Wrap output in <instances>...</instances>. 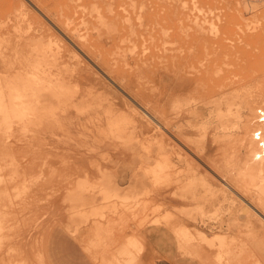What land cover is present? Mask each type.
I'll return each mask as SVG.
<instances>
[{
	"label": "rangeland",
	"instance_id": "obj_1",
	"mask_svg": "<svg viewBox=\"0 0 264 264\" xmlns=\"http://www.w3.org/2000/svg\"><path fill=\"white\" fill-rule=\"evenodd\" d=\"M13 1L0 0V38L5 37L6 46L35 39L37 50L34 61H17L14 55H7L15 52L12 47L0 48V119L7 116L9 120L0 124V213L5 216L1 215L4 221L0 224L4 228H0V264H118L117 259L124 264H206L187 252L176 233L182 225H192L178 213L180 206L190 204L180 199L183 191L179 193L178 188L185 185L186 176L179 172L184 170L186 174L193 162V167L200 165L199 172L207 174L205 179L216 186L215 200L208 204L213 211L211 219L209 214L207 217L211 224L200 227L209 234H222L228 242L225 248L202 245L205 251L212 257L223 256L224 261L216 264H264V156L260 146L264 144V123L259 115L264 109V0ZM4 21L10 26L17 22L20 29H8ZM64 24L70 28L69 34L64 32ZM38 26H44V30ZM58 45L68 48L67 63L80 79H95L97 87L102 80L129 99L111 81L124 79L141 97L160 101L157 116L165 131L149 120L154 123L152 131L149 128L138 135L139 140H133L141 146L135 143V150L124 149L125 139H117L112 133L129 126L128 110L127 116L118 112L108 120L103 109L106 101L96 97L74 112L85 116L83 124L75 127L80 131L73 129L79 134L84 128L82 137L76 133L78 137H71L73 140L69 137L61 141L56 128L37 124L26 127L19 115L22 107L13 105L12 100H37L36 91L28 90V85L49 78L44 72L54 69L49 54ZM32 67L39 69V81L28 80L34 77ZM179 76L182 81H177ZM12 86L21 92L17 98L10 95ZM231 93L237 109H220L213 103ZM189 100L197 101L188 105ZM166 102L167 108L163 106ZM177 103L181 109L174 107ZM257 108L262 109L255 111ZM222 114L227 116L222 119L225 122L220 119ZM163 133L170 142L160 137ZM158 146L162 149L159 152ZM204 147L205 152L201 151ZM136 169L148 176L145 191L137 201L119 202L115 211L113 205L105 206L100 211L103 216L92 215L91 211L85 219L79 216L91 208L86 202L91 182L98 184L110 178L128 189V178ZM87 178L91 180L89 186L78 191L77 180ZM75 230L79 231L75 234ZM132 235L143 238L140 250L136 257L121 255V246ZM92 240L94 247L87 244ZM72 243L75 253L69 261L68 246ZM190 243L201 245L195 236Z\"/></svg>",
	"mask_w": 264,
	"mask_h": 264
},
{
	"label": "bare ground",
	"instance_id": "obj_2",
	"mask_svg": "<svg viewBox=\"0 0 264 264\" xmlns=\"http://www.w3.org/2000/svg\"><path fill=\"white\" fill-rule=\"evenodd\" d=\"M13 1V0H12ZM2 2V1H1ZM14 2V1H13ZM25 2V1H24ZM29 2V1H28ZM37 2V1H36ZM40 2V0H39ZM165 2V1H164ZM177 2V1H175ZM161 3V2H160ZM249 3V2H248ZM3 4V3H1ZM38 4V2H37ZM176 4V3H174ZM179 4V3H177ZM176 4V5H177ZM181 4V3H180ZM41 6V4H40ZM178 6V5H177ZM35 7V6H34ZM42 7V6H41ZM172 7V6H171ZM2 8V7H1ZM22 8V6L20 7ZM28 9V8H27ZM176 9V8H175ZM208 9V8H207ZM15 10V9H14ZM47 10V8H46ZM153 10V9H152ZM202 10V9H201ZM200 10V11H201ZM210 10V9H208ZM133 11H134V8H133ZM149 11V10H148ZM154 11V10H153ZM10 12V11H9ZM12 12V11H11ZM15 12V11H14ZM39 13V12H38ZM41 13V12H40ZM47 13L49 14V11L47 10ZM143 13V12H142ZM141 13V14H142ZM5 14V13H4ZM27 13H24V17L27 18L26 16ZM43 14V13H42ZM206 14V13H205ZM6 15V14H5ZM52 15V14H51ZM50 15V17H51ZM3 16V15H2ZM142 16V15H141ZM23 17V18H24ZM46 17V16H45ZM4 18V17H3ZM8 18V16H7ZM26 20V22L29 20ZM55 18V17H54ZM207 18V17H206ZM5 19V18H4ZM9 19V18H8ZM57 19V18H56ZM220 19V18H219ZM24 20V21H25ZM8 21V20H7ZM7 21H4V23L7 24ZM44 21V20H43ZM145 21V20H144ZM23 22V21H22ZM57 22V21H56ZM199 22V21H198ZM205 22V21H204ZM29 23V22H28ZM26 23V25L28 24ZM38 23V22H36ZM46 23V22H45ZM143 23V21H142ZM47 24V23H46ZM53 24V23H52ZM5 25V24H4ZM8 26V29H12L13 31L14 30H19L20 29V24L15 22L13 25L8 23L7 24ZM23 25V24H22ZM30 25V24H29ZM28 25V26H29ZM36 25V24H35ZM39 25V23H38ZM27 26V27H28ZM49 26V25H48ZM47 26V27H48ZM64 32H70V28L64 24ZM209 26V25H208ZM7 27H4L5 29H7ZM30 27V26H29ZM28 27V29H29ZM32 27V26H31ZM37 27V25H36ZM39 27V26H38ZM210 27V26H209ZM214 27V26H213ZM3 28V27H2ZM3 28V29H4ZM24 28V27H23ZM39 28H44L43 27H39ZM51 28V27H50ZM133 28V27H132ZM27 29V31H28ZM209 29V28H208ZM211 29V28H210ZM38 30V29H37ZM40 30V29H39ZM36 31L37 33L39 32ZM44 30V29H43ZM59 30V29H58ZM135 30V29H134ZM204 30V29H203ZM216 30V29H215ZM31 31V29H30ZM29 31V32H30ZM132 31V30H131ZM182 31V30H181ZM185 31V30H184ZM209 31V30H208ZM207 31V32H208ZM41 32V31H40ZM216 33V31H215ZM69 34V33H68ZM76 36V33L74 34ZM217 35V34H216ZM165 36V35H164ZM215 37V36H214ZM132 38V37H131ZM130 38V39H131ZM169 39V38H168ZM35 39H31L29 41V43L27 44H13L12 46H6V40H5V37H1L0 38V48L4 46V48H7V47H12L15 52L12 54L10 53H7L8 57H10L11 55H14L16 57V59H18L17 61H34V57H35V52L37 50V45H35V43L33 42ZM48 43V42H47ZM67 43V42H66ZM51 45V44H50ZM135 45V44H134ZM56 46V45H55ZM172 47V46H171ZM26 50V51H25ZM66 50H68L67 47L65 46H60L58 45V47L53 50L50 54H49V58L51 61H53V65H54V69L53 70H49L48 72L45 71L44 74L48 75L49 78L48 79H45L42 81L41 84H38L37 82H35L34 84H29L28 86V90H35L36 92L34 94H36V97H37V100L33 101V102H25L23 103V101L21 100L20 102H16V100H12V104L15 105L18 103V105H20L22 107V111L20 112L21 114V121L24 123V125L26 127H30L32 125H42L43 126H48V127H52V128H56L58 133V137L60 138V140L62 141L63 139H67L70 137H73V139L75 138L74 136L76 135L77 136V132L80 131L78 130L77 131V127L76 126H79L80 124H83L84 122V119H85V116L83 115H77V113H74L75 111H81L82 110V105L83 104H86L87 102L90 101V99L92 98H99L101 100H104L106 101L105 104H103V109L104 110V113H105V116L106 118L109 120L110 118H113V115H116L118 112H122V113H125L127 110V112H129L127 118L129 120V126L127 127H122L120 129H118L116 132H113L112 133V136L113 137H116L117 139H125V141L123 142V144L125 143V148L124 149H128V150H135V143L133 140L136 139L137 137L139 138V134L141 133H144L145 131L149 130L150 128V131H152V129L154 128V126L151 124L150 121H154L155 122V126L156 124L158 125V127L160 126L161 128V131H165L164 127H163V124L161 122V120L159 119V116H157V110H160L161 109V105L162 103L159 101V102H156L154 100H151L145 96H142L141 97V94L137 91V88H135V86H131L129 85V83H125V80H121L120 82H116V79L112 78L111 81H113V83L115 82L119 87L120 89L122 88V90L124 91V93L128 94L127 96H129L130 98V101H132L134 104H130V101L129 99L127 98H124L123 96H121L120 94H118L117 92L114 91V89L111 87V85L107 84L106 82L102 81V80H99V87L96 86V83H95V79H87L86 77L87 76H84V77H79L78 72L76 73L75 70H71L69 68V65L67 63V61H69L70 59L68 58V54L66 53ZM40 51V50H39ZM172 53V52H171ZM79 57V56H78ZM120 57V56H119ZM77 58V57H76ZM80 60V59H79ZM12 61V60H11ZM49 61V60H48ZM21 64L23 62H20ZM71 63V62H70ZM79 64V63H78ZM26 65H29V64H26ZM145 65V64H144ZM31 66V65H30ZM80 66V65H79ZM114 67V66H113ZM137 67V66H135ZM144 67V66H143ZM147 68V66H145ZM149 67V66H148ZM143 70V69H141ZM140 70V71H141ZM44 71V70H43ZM85 71V70H84ZM139 72V71H138ZM166 73H168L166 70H165ZM85 73V72H84ZM142 73V72H140ZM181 73V72H180ZM32 74H33V78H28V80H34V81H39L38 78H36L39 74H40V71L38 68H34L32 67ZM170 74V73H168ZM153 75V74H152ZM174 74H172L173 76ZM139 77V76H138ZM148 78V77H147ZM180 76L178 77L177 81L181 80ZM174 79V78H173ZM184 79V78H183ZM86 81V83H84ZM182 81V80H181ZM131 82V81H130ZM163 83H165V80H162ZM185 82V81H183ZM187 82V81H186ZM180 84V82H179ZM185 84V83H184ZM183 84V85H184ZM188 84V83H186ZM35 85V86H33ZM116 85V86H117ZM175 85V83H174ZM174 88H176V86H174ZM84 86V87H83ZM139 86V85H138ZM178 86V85H177ZM187 86V85H186ZM36 87V88H35ZM181 87V86H180ZM168 88V87H167ZM173 88V89H174ZM171 89V88H170ZM185 89V88H184ZM10 90H11V93L10 95L17 98L18 96L17 95H21L18 91V89H16L14 86L10 87ZM177 90V89H176ZM241 90V89H240ZM122 91V92H123ZM153 91V90H152ZM38 92V93H37ZM159 92V91H158ZM196 92V89L195 91H193L192 93H195ZM234 92V91H233ZM238 94V93H237ZM195 95V94H194ZM20 97V96H19ZM237 98V96H236ZM240 100V98H239ZM197 101V100H196ZM196 101H192V100H189V103H187L188 105H190L192 102H196ZM212 101V100H211ZM236 100H235V95H233L232 93L231 94H228V95H222L220 96L219 98H216V100L213 101V103H215V105L217 107H219L220 109H224V108H229L231 111H233L234 109H237V106L235 104ZM192 103V104H193ZM242 103V102H241ZM168 102H166L163 106H165V108H167ZM179 106H178V105ZM174 107H179L180 108V105L179 103H177ZM196 104V103H194ZM193 104V105H194ZM198 104V103H197ZM96 105V104H94ZM132 105V106H131ZM192 105V106H193ZM201 105V104H200ZM243 105V103H242ZM124 106V107H122ZM191 106V107H192ZM203 106V105H202ZM212 106V105H211ZM216 106H213V107H216ZM259 106V105H258ZM138 107L139 110L141 109L142 110V113L136 108ZM206 107V106H205ZM204 107V109H205ZM212 107V108H213ZM260 107V106H259ZM164 108V110H165ZM203 108V107H202ZM209 108V107H208ZM85 109V108H84ZM122 109H125V110H122ZM131 109V110H129ZM181 109V108H180ZM211 109V108H210ZM215 109V108H214ZM258 109H262V108H257V110L255 111H258ZM168 110V109H166ZM165 110V111H166ZM176 110V109H174ZM195 110V108H194ZM207 110V108H206ZM264 109H262L261 111L263 112ZM180 111V110H179ZM196 111V110H195ZM193 111V112H195ZM199 111L200 108H199ZM214 111V110H213ZM216 111V114H217V109H215ZM219 112L221 110H218ZM226 111V109H225ZM254 111V112H255ZM260 111V110H259ZM260 111V112H261ZM206 112V111H204ZM209 112V111H208ZM211 112V110H210ZM237 112V111H236ZM240 112V109L238 111V113ZM253 112V113H254ZM261 112V113H262ZM197 113V112H196ZM202 113V112H201ZM200 112L198 113L199 116L201 114ZM214 113V112H213ZM221 113V112H220ZM238 113H235V114H238ZM121 114V113H120ZM207 114V113H206ZM241 114V113H240ZM189 115V114H188ZM205 115V114H204ZM203 115V116H204ZM221 115V114H219ZM223 115V114H222ZM260 115V114H259ZM121 116V115H119ZM197 116V115H195ZM198 116V117H199ZM217 116V115H216ZM258 116V115H257ZM7 116H3L2 119H0V124H4V123H8V119L6 118ZM183 117V115H182ZM181 117V118H182ZM201 117V116H200ZM214 117V115L212 116ZM219 117V116H218ZM227 119V116L223 115L222 118L220 117V119ZM238 116L236 115V118ZM115 118V117H114ZM205 118V117H204ZM215 118V117H214ZM260 118V117H259ZM124 119V118H123ZM126 119V118H125ZM180 119V118H179ZM187 118H185L186 120ZM197 119L198 121V118L196 117L195 120ZM202 119V118H201ZM211 119V118H210ZM257 119V118H256ZM116 120V119H115ZM150 120V121H149ZM181 120V119H180ZM195 120H194V123H195ZM200 120V119H199ZM220 120V122H221ZM253 120V119H252ZM255 120V119H254ZM261 120V119H260ZM126 121V120H125ZM196 121V122H197ZM202 121V120H201ZM224 121V120H222ZM228 121L229 118H228ZM116 122V121H114ZM178 122V121H177ZM189 122V120H188ZM192 121H190L189 123H191ZM212 122V121H211ZM225 122V121H224ZM231 122V121H230ZM199 123V122H198ZM197 123V124H198ZM202 123V122H200ZM199 123V124H200ZM222 123V122H221ZM234 123V122H233ZM231 123V124H233ZM117 124V123H116ZM168 124V123H167ZM187 124V123H186ZM209 124V123H208ZM229 125V126H232V125ZM234 124H237V123H234ZM165 125H166V122H165ZM169 125V124H168ZM166 125V126H168ZM189 126L191 124H188ZM194 125V124H193ZM45 126V127H46ZM109 126V125H108ZM222 126H223V123H222ZM228 125L224 127H229ZM1 127V126H0ZM76 127V128H75ZM75 128L74 131H77V132H74L73 129ZM230 128V127H229ZM163 129V130H162ZM160 130V129H159ZM84 128H83V133H79L80 136L81 135H85L84 133ZM157 132H158V129H157ZM157 132H155L157 134ZM184 132V131H183ZM183 132L179 131L178 133L179 134H182ZM204 132V131H203ZM77 133V134H76ZM160 133V131L158 132ZM201 132H199L197 135L200 136ZM216 133V132H215ZM78 134V135H79ZM161 134V133H160ZM166 134V132H165ZM170 134V133H169ZM173 134V132L171 133ZM195 134V133H194ZM203 134V133H202ZM214 134V133H213ZM238 134V133H237ZM151 136L153 134H150ZM167 135V134H166ZM164 135V133L160 136L158 134V136H160L162 139H165L166 141L168 140L167 136ZM174 135H175V132H174ZM173 135V136H174ZM3 136V135H2ZM141 136V135H140ZM157 136V137H158ZM82 137V136H81ZM87 138L88 135L86 134ZM143 137V136H142ZM153 138L154 135L152 136ZM156 137V138H157ZM210 137V136H208ZM244 137V135H243ZM137 138V139H138ZM152 138V140H153ZM171 138V137H170ZM3 139V137H2ZM71 139V140H73ZM84 139V138H83ZM82 139V140H83ZM148 139V138H147ZM172 139V138H171ZM184 139V137H183ZM195 139V138H193ZM212 139V138H210ZM59 140V139H58ZM81 140V138L79 139ZM139 140V139H138ZM149 140V139H148ZM182 140V139H181ZM206 140V139H205ZM154 142H156V140L154 139L153 140ZM170 142V139L168 140ZM197 141V140H196ZM59 142V141H58ZM75 142V141H74ZM80 142V141H79ZM78 142V143H79ZM181 142V141H180ZM179 142V143H180ZM207 142V141H206ZM3 143V142H2ZM1 143V145H2ZM61 143V142H60ZM65 143V142H64ZM67 143V142H66ZM87 143V142H86ZM139 145H140V142H137ZM136 143V144H137ZM166 143V142H164ZM173 143V142H172ZM80 144V143H79ZM82 144V143H81ZM85 144V143H84ZM88 144V143H87ZM167 144V143H166ZM177 144V143H176ZM66 145V144H65ZM138 145V146H139ZM150 145V144H149ZM181 145V144H180ZM141 146V145H140ZM139 146V147H140ZM160 146H164V145H160ZM158 146L159 149H156V151L158 150H162L161 147ZM199 146V144H198ZM205 146V145H204ZM6 147V146H5ZM151 147V146H150ZM153 147V146H152ZM156 147V146H154ZM153 147V148H154ZM166 147V146H165ZM172 147V146H171ZM176 147V146H175ZM201 147H203L201 145ZM142 148V147H141ZM185 148V147H184ZM205 148V147H204ZM145 149V148H144ZM195 150V149H194ZM145 153L144 150H141L140 153ZM164 151V150H163ZM203 152L206 151V148L205 150H201ZM2 152V151H1ZM159 152V151H158ZM161 152V151H160ZM152 153H153V150H152ZM196 153V151L194 152ZM201 153V152H200ZM208 153V152H206ZM187 154V153H186ZM185 155V154H184ZM2 156V155H1ZM148 156V155H147ZM187 156H189L187 154ZM207 157V155H206ZM210 157V156H209ZM200 158V157H199ZM263 158H261L262 160ZM192 160V159H191ZM201 160V159H200ZM206 160V159H205ZM264 160V159H263ZM207 161V160H206ZM210 160H208L209 162ZM191 162V161H190ZM204 162V161H203ZM195 164V162H193ZM190 165L191 163H189V165L191 166V168L187 167L189 169H187V172L190 174H192L193 177H188V174L186 172H184V170H182V168L180 170H178L179 172V175H183L182 172L184 173V175H186L184 177V183L185 185L182 186V183L180 186L182 187H179L178 190H179V193H181L180 191H183L181 193V197L180 196V199L181 200H186V201H190V204H184L182 206L179 207L178 209V213L179 215H181L183 218H185L186 221H189L191 222L190 224L192 225H182L181 227L177 228V234L179 236V240L182 242V245L183 247L187 250V252H190L192 256L194 257H197L199 258L200 260L204 261L206 264H216V262H223L224 259H223V256L220 254L218 255L217 257H212L210 253L206 252L205 251V248L202 246V245H205V246H208V247H214V246H221V247H227L228 245V242L225 238V236H223L222 234H209L207 233L205 230L201 229L200 225H203L205 223H209L211 224L209 221H207V217L210 215V218L211 219V214L213 215V211L211 212V210H209V207H208V204H210L211 202H213L215 200V188L216 186H212L211 184L213 183V181L209 180V182L211 181L212 183L210 184L206 179L205 177L207 176V174L204 175L202 174V172L200 173L199 172V169L200 168L198 165L193 167V164ZM208 164V163H207ZM213 164V163H212ZM161 165V164H160ZM163 165V164H162ZM165 165V163H164ZM163 165V166H164ZM197 165V164H196ZM133 166V165H132ZM138 166V165H137ZM210 166V165H208ZM207 166V167H208ZM215 166V165H214ZM129 167H127L128 169ZM205 168V167H204ZM213 168V166H212ZM216 168V167H215ZM162 169V166L160 168V170ZM210 169V168H209ZM102 170V169H101ZM104 170V169H103ZM129 170H132L129 168ZM133 170H134V167H133ZM164 171V167L162 169ZM168 170V168L166 169ZM205 170V169H204ZM207 170V169H206ZM38 171V170H37ZM104 171H107V170H104ZM186 171V169H185ZM109 172V171H108ZM117 172V171H116ZM123 172V171H122ZM131 172V171H130ZM177 172V173H178ZM206 172V171H205ZM132 174L130 175V178H128V180H130L129 182V186H128V189L127 188H124V186L120 183L117 182V180H114V179H110L108 178L107 180H103L101 182H99L98 184L96 183H92L90 179H79L77 180V185H76V189L78 191H83L87 188V186H89L88 184L90 183L91 184V190H90V196L86 199L87 201V204H90L89 206L91 207L90 210L87 209V212L83 211L80 213V217L81 218H87L89 214V212L91 211L92 215H99V216H103V213H101L100 211L102 210L103 207L105 206H108L110 207V205H113L111 206L112 210L115 211L117 209V203L119 202H130V201H137V199H139V197L141 196L142 193H144L145 191V184L147 183V175H145L143 172L141 171H134V172H131ZM148 174V173H147ZM210 174V173H209ZM178 175V174H177ZM180 178H183L181 176H179ZM217 175V174H216ZM212 176V175H211ZM218 176V175H217ZM222 176V175H221ZM246 176V175H245ZM253 177H255V174L252 175ZM244 177V176H243ZM242 177V178H243ZM249 177V176H248ZM180 178H178L179 180H181ZM211 178L214 179V177L212 176ZM222 178V177H220ZM224 178V177H223ZM222 178V179H223ZM177 179V180H178ZM225 179V178H224ZM223 179V180H224ZM241 179V178H240ZM239 179V180H240ZM248 179V178H247ZM215 180V179H214ZM238 180V179H237ZM250 180V178H249ZM253 180V179H252ZM1 181V180H0ZM183 181V180H182ZM242 181V180H240ZM43 182V181H42ZM217 183L218 180L216 181ZM225 182V180H224ZM222 183V182H221ZM219 183V184H221ZM128 184V183H127ZM246 184V183H245ZM95 185V186H94ZM222 185V184H221ZM123 186V187H122ZM151 187V186H150ZM184 187V189H183ZM205 189H204V188ZM183 190H182V189ZM204 191L202 192H198L196 191L197 189H201ZM218 189V188H217ZM41 190V188H40ZM263 192H264V185L261 189ZM177 192V191H176ZM177 194V193H176ZM178 195V194H177ZM42 197V196H41ZM243 198V197H242ZM224 200V199H223ZM226 200V199H225ZM224 200V201H225ZM187 202V203H188ZM22 203V202H21ZM224 203V202H223ZM248 205L252 206L251 203L249 202H246ZM25 204V203H24ZM35 204V203H34ZM98 204V205H97ZM97 205V206H96ZM191 207H188L190 206ZM207 205V206H206ZM224 204H222L223 206ZM2 206V205H1ZM30 206V205H29ZM210 206V205H209ZM264 206V205H262ZM208 207V211H210V213L207 212V208ZM219 207V205H218ZM217 208V207H216ZM210 209H213V208H210ZM215 209V208H214ZM223 209V207L221 208V210ZM24 210V209H23ZM27 210V209H25ZM24 210V211H25ZM216 210V209H215ZM224 210V209H223ZM225 211V210H224ZM99 212V213H98ZM216 212V211H215ZM218 212V211H217ZM259 212V211H258ZM219 213V212H218ZM223 213V212H222ZM228 213V211H227ZM260 213V212H259ZM171 214V213H169ZM168 214V215H169ZM209 214V215H208ZM221 214V213H220ZM262 214V213H260ZM4 214L0 213V216ZM20 215V214H18ZM224 215V214H222ZM173 216V215H172ZM219 216V215H216V217ZM5 217V216H4ZM26 217V216H25ZM214 217V216H212ZM264 217V216H263ZM2 218V216H1ZM161 218V217H160ZM169 218H172V217H169ZM222 218V217H221ZM224 218V217H223ZM3 219V220H2ZM0 220V224L1 222L4 221V218H2ZM31 219V218H29ZM166 219V218H165ZM215 219V217H214ZM27 222V221H26ZM32 222V220H31ZM35 222V221H34ZM33 222V223H34ZM216 222V221H215ZM98 223V222H97ZM194 223V224H193ZM25 224V223H24ZM2 225V224H1ZM28 225V224H27ZM95 225V224H94ZM102 225V224H101ZM100 225V226H101ZM171 225V224H170ZM173 225V224H172ZM229 225V224H228ZM99 226V224H98ZM212 226V225H211ZM1 228V227H0ZM25 228V227H24ZM31 228V227H30ZM99 228V227H97ZM4 230V228L2 227L1 230ZM77 230V229H76ZM76 230L74 231V233L76 232ZM104 230V229H103ZM30 231V230H29ZM79 231V230H78ZM77 231V232H78ZM97 231V230H96ZM100 231V230H99ZM3 232V231H1ZM76 232V233H77ZM101 232V231H100ZM75 233V234H76ZM2 234V233H1ZM25 235V234H23ZM193 236H195L196 238H198V240L200 241L201 245H193L192 243H190V241L193 239ZM214 236V237H213ZM2 237V236H1ZM0 237V239H2ZM20 237V236H19ZM82 240L84 239L83 237L81 238ZM87 239V238H85ZM94 239V238H93ZM216 239L219 240V242L217 241L216 242ZM89 240V239H88ZM197 240V239H196ZM1 241V240H0ZM24 241V240H23ZM26 241V240H25ZM24 241V242H25ZM127 241V240H126ZM179 241V242H180ZM84 242V241H83ZM90 242H91V238H90ZM198 242V241H197ZM15 243V242H14ZM101 243V242H100ZM126 243V242H125ZM143 243V238H141V236H136L135 235L131 238L128 239L127 243L124 244L121 249V255L122 254H126V255H133L134 257H136V251H139L140 248H141V244ZM12 244H13V241H12ZM87 244H90L88 246L91 247V244H93V247L95 246V244L93 243V240H92V243H87ZM98 244V243H97ZM85 245V243H84ZM99 245V244H98ZM151 246V245H150ZM92 247V248H93ZM97 247V246H96ZM100 248V247H99ZM183 249V250H185ZM221 249V248H220ZM98 250V249H97ZM93 251V249L91 250ZM90 251V252H91ZM96 251V250H95ZM94 252V251H93ZM92 252V253H93ZM154 252V251H153ZM98 253V252H97ZM120 253V252H119ZM91 254V253H90ZM95 254V253H94ZM219 254V253H218ZM120 255V254H119ZM216 255V254H215ZM97 256V255H96ZM118 256V255H117ZM138 256V255H137ZM93 257V255H92ZM107 257V256H106ZM121 257V256H120ZM115 258V257H114ZM214 258V259H212ZM28 259V258H27ZM129 259V258H128ZM138 259V258H137ZM131 260V259H130ZM101 261H105V260H101ZM100 261V262H101ZM118 262V264H124L121 259H117L116 260ZM114 262V261H113ZM102 263V262H101ZM106 264V262H104ZM103 263V264H104ZM130 263V261L128 262ZM225 263V262H224ZM17 264H26L25 262H19ZM114 264V263H112ZM117 264V263H116ZM131 264V263H130Z\"/></svg>",
	"mask_w": 264,
	"mask_h": 264
},
{
	"label": "crops",
	"instance_id": "obj_3",
	"mask_svg": "<svg viewBox=\"0 0 264 264\" xmlns=\"http://www.w3.org/2000/svg\"><path fill=\"white\" fill-rule=\"evenodd\" d=\"M260 216H262L260 214ZM263 217V216H262ZM264 218V217H263ZM133 236V235H132ZM75 253V245L74 243L70 244L68 246V257H69V261H71V256ZM75 256V255H74ZM155 264H170V263H167L166 261H156Z\"/></svg>",
	"mask_w": 264,
	"mask_h": 264
},
{
	"label": "built area",
	"instance_id": "obj_4",
	"mask_svg": "<svg viewBox=\"0 0 264 264\" xmlns=\"http://www.w3.org/2000/svg\"><path fill=\"white\" fill-rule=\"evenodd\" d=\"M260 115H261V122L264 123V112L260 113ZM260 146H261V154H262V156H264V144L261 142Z\"/></svg>",
	"mask_w": 264,
	"mask_h": 264
}]
</instances>
